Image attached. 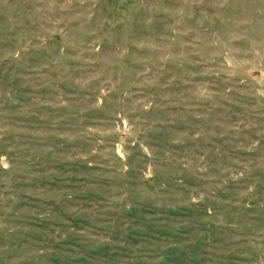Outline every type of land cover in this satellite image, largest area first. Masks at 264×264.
<instances>
[{
  "label": "rangeland",
  "instance_id": "374dc122",
  "mask_svg": "<svg viewBox=\"0 0 264 264\" xmlns=\"http://www.w3.org/2000/svg\"><path fill=\"white\" fill-rule=\"evenodd\" d=\"M0 264H264V0H0Z\"/></svg>",
  "mask_w": 264,
  "mask_h": 264
}]
</instances>
